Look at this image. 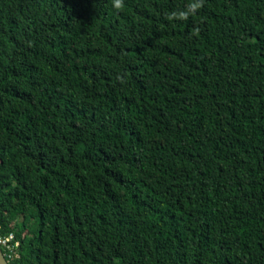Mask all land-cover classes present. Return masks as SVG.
Here are the masks:
<instances>
[{
  "label": "trees",
  "instance_id": "obj_1",
  "mask_svg": "<svg viewBox=\"0 0 264 264\" xmlns=\"http://www.w3.org/2000/svg\"><path fill=\"white\" fill-rule=\"evenodd\" d=\"M10 264H264V0H0Z\"/></svg>",
  "mask_w": 264,
  "mask_h": 264
},
{
  "label": "built area",
  "instance_id": "obj_2",
  "mask_svg": "<svg viewBox=\"0 0 264 264\" xmlns=\"http://www.w3.org/2000/svg\"><path fill=\"white\" fill-rule=\"evenodd\" d=\"M13 234L3 236L0 234V246L3 249L5 255L11 259L18 257L17 248L19 246V242H14Z\"/></svg>",
  "mask_w": 264,
  "mask_h": 264
},
{
  "label": "water",
  "instance_id": "obj_3",
  "mask_svg": "<svg viewBox=\"0 0 264 264\" xmlns=\"http://www.w3.org/2000/svg\"><path fill=\"white\" fill-rule=\"evenodd\" d=\"M0 264H10L7 258L5 257L1 246H0Z\"/></svg>",
  "mask_w": 264,
  "mask_h": 264
},
{
  "label": "clouds",
  "instance_id": "obj_4",
  "mask_svg": "<svg viewBox=\"0 0 264 264\" xmlns=\"http://www.w3.org/2000/svg\"><path fill=\"white\" fill-rule=\"evenodd\" d=\"M3 250V249H2ZM4 252V251H3ZM4 255H5V253H4ZM5 257L7 258V260L9 261V258L5 255ZM10 263V262H9Z\"/></svg>",
  "mask_w": 264,
  "mask_h": 264
}]
</instances>
